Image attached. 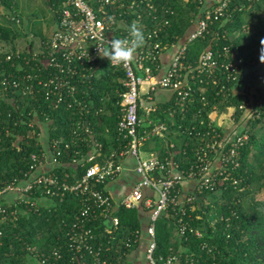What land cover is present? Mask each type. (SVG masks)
<instances>
[{
	"label": "trees",
	"instance_id": "16d2710c",
	"mask_svg": "<svg viewBox=\"0 0 264 264\" xmlns=\"http://www.w3.org/2000/svg\"><path fill=\"white\" fill-rule=\"evenodd\" d=\"M219 1L151 0L156 7V13H152L157 17L154 23L148 17L149 10L145 8L144 0H123V21L129 27L132 22L138 21L136 15L140 14L146 28L150 29L155 24L159 26L161 45L172 46L183 41L192 31L202 9L213 10ZM131 2H134L133 9H129ZM46 4L54 11L56 25L58 0H46ZM13 8L14 0H0V43L10 46V51L0 53V190L12 182L21 181L30 164V155L42 149L37 140L39 131L47 142H59L58 147L63 152L60 157L62 162L74 154L76 157L86 156L90 151L85 143H79L74 138L73 131L78 120L90 123L92 130L99 135L98 140L103 144L100 161L107 160L111 151H119L127 143L119 139L115 132L120 115L118 92L121 91L119 81L122 74L112 67L104 68V75L84 79L78 85L79 92L86 94V100L82 103L89 108V113L80 117L75 113L77 107L72 101L57 102L54 95H49L48 99H44V96L31 99L4 90L10 88L2 85L3 79L9 83L16 76L38 73L30 61L32 51L29 46L24 51L14 52L13 41L23 37L24 32L23 22ZM11 17L14 19L11 20ZM165 20L168 24L162 26ZM51 33L41 36L40 46L44 45ZM223 47L228 49L227 54H224ZM207 49L214 52L218 63L214 75L209 78L194 70L201 53ZM262 49L264 0H228L223 17L212 21L204 35L186 43L181 75L186 77L194 93L184 102L176 101L173 94L170 101L155 105L154 111L146 119L164 123L166 131L163 137H152L146 141L142 150H148L151 144L150 152L160 159L169 157L177 165L176 169L181 171H187L199 163V136L207 130L214 129L221 138H226V146L235 134L247 135L238 149L235 159L237 167L226 165L222 169L225 173L215 179L212 188L199 189L198 179H195L196 187L190 193L194 200L184 205V213L180 212L179 206L169 204L159 215L155 222L154 250L158 264H163L159 261L160 257L162 260L175 257L174 264H264V200L255 198L257 193L264 190ZM7 56H10L9 60H6ZM229 62L239 64L235 81L227 79V72L222 67ZM23 84L20 80V85ZM243 104L245 109H239ZM142 107L139 100L138 114L144 120ZM228 107L234 108V122L239 129L225 134L209 115L212 112L224 113ZM249 110L251 116L246 117ZM29 122L34 123L32 136L28 134L31 130ZM106 128L109 130L107 133ZM65 145H68L67 149ZM217 153H209L208 158H214ZM73 170L78 176L83 171L81 168L58 167L55 173L61 177L64 171L73 173ZM224 177L227 178L223 180ZM6 197L8 195L0 199L5 206L9 204ZM10 205L8 211L14 207L21 208L23 204L19 207ZM78 209V198L66 195L61 202L37 201L34 208L19 213L14 224L9 221L1 223L0 264L37 262L42 258L41 254L43 257L50 256L52 261L51 253L54 250L64 255V259L56 261V264H68L72 253H68L65 233ZM141 209L142 206L137 209L113 208L112 214L117 217L118 225L116 229L111 227V232L104 233L109 226L106 219L90 225L96 245L101 247L100 254L108 264H125L127 255L139 244ZM179 218L187 227L184 235L179 234Z\"/></svg>",
	"mask_w": 264,
	"mask_h": 264
},
{
	"label": "built area",
	"instance_id": "2783aa9c",
	"mask_svg": "<svg viewBox=\"0 0 264 264\" xmlns=\"http://www.w3.org/2000/svg\"><path fill=\"white\" fill-rule=\"evenodd\" d=\"M144 1L145 8L149 10L148 17L155 23L157 17L152 13H156V7L153 6L151 0ZM58 3L57 22L50 37L37 52L31 53L30 61L39 74L26 73L20 77L11 78L9 83L3 79L2 85L10 88V90H6V88L4 90L31 99L41 96L48 99L49 95H54L57 102L72 101L77 107L75 113L80 117L88 114L89 108L82 103L83 100H86L84 99L86 94L79 92L78 85L84 79L100 77L101 75L98 76L97 73L102 66L103 69L107 66L112 67L114 71L122 74L119 81L121 91L118 92L120 115L115 132L119 139L126 140L127 143L123 149L111 151L107 160L100 161L103 157V144L98 140L99 135L92 130L90 123L78 120L73 131L74 138L79 143H85L90 151L86 156L76 157L77 155L74 154L73 157L62 162L63 152L58 147L59 142L54 140L43 146L40 140L42 132L39 131L37 140L42 149L39 153L30 155V164L23 173L21 181L12 182L0 190V199H4L5 195L10 198L7 201L9 203L7 206L0 200V224L8 221L14 224L18 214L34 208L37 201L45 203L58 200L61 202L66 195H73L79 200V209L73 217L70 228L65 233L68 253H72L67 261L68 264H108L100 254L101 247H97L95 234L90 225L97 220L106 219L109 226L104 229V233L111 232V227L116 229L118 219L112 214L114 204L105 187L122 171L123 157L130 156L136 160L135 172L139 176V180L120 200L119 206L124 209H137L141 206L150 209L146 226L148 242L145 259L148 264H158L154 257V250L156 247L155 222L159 215L169 204L179 206L180 212L183 214L184 205H189L194 200V196L191 194L182 200L179 198L180 186L184 181L198 179L199 189L201 187L212 188L215 179L225 173L222 169L226 168V165L232 164L233 168L237 167L238 163L235 162V159H237L238 149L247 139V135L244 133L239 136L235 134L226 146L228 143L226 138H221L214 129L200 134L197 151L199 163L189 167L187 171L177 170V165L169 157L160 159L156 155L150 154L147 158L142 159L140 150L143 144L152 137H163L166 126L164 123L146 121L154 111L152 106H143L144 120L139 118V100H141L143 90L145 91L143 96L151 99L150 94L156 88L172 91L176 101L183 102L194 93L195 90L189 85L186 77L181 75L183 68L181 60L186 43L204 35L212 21L223 17L228 0L219 1L213 10L202 9L194 21L192 31L179 45L168 69L161 76L156 75L159 69V56L166 47L170 46L161 45L160 28L157 24L148 29L142 21V16L137 14L136 20L138 21L136 23L145 34V43L137 50L130 62L112 65L107 57H101L98 54V47H101L104 42H110L115 36L123 38L128 35L127 24L123 28V0H58ZM133 6L134 2H131L129 9H133ZM13 19L11 17V20ZM167 24L168 21L165 20L162 26ZM223 52L227 54L228 49L223 47ZM9 59L10 56H7L6 60ZM238 66V62L222 65L227 72L228 80L235 81ZM217 67L218 63L214 52L207 49L201 53L194 70L209 78L214 75ZM20 80L23 81V85H20ZM88 101L91 102L92 99H88ZM68 107H71V104H68ZM239 109L244 110V104L240 105ZM223 114L231 122H234L233 107H228ZM249 116H251V110L246 114V117ZM33 124V122H29L28 126L31 128ZM32 129L28 133L30 136L33 135ZM108 131L106 128L105 133ZM67 148L68 145H65V149ZM217 151L221 152L217 153ZM212 152L217 153L213 157H218L220 163L215 172L210 171L213 158H208V154ZM58 167L81 168L83 171L80 176L74 170L73 173L64 171L60 177L55 173V169ZM226 178L224 177L223 180ZM145 189H150L153 192L154 201L144 195ZM199 189L197 190L199 191ZM172 192H174L173 196ZM10 204L18 207L23 205L21 208L14 207L8 211L7 208L11 206ZM178 224L179 234L184 235L186 224L181 218L178 219ZM58 249L60 250V248ZM51 254L54 260L50 261V256L43 257L41 254L42 258L37 259L36 263L56 264V261L64 259V255L58 250H54ZM175 259V257H168L162 260L160 257L159 261H162L163 264H174Z\"/></svg>",
	"mask_w": 264,
	"mask_h": 264
},
{
	"label": "crops",
	"instance_id": "0c3cea01",
	"mask_svg": "<svg viewBox=\"0 0 264 264\" xmlns=\"http://www.w3.org/2000/svg\"><path fill=\"white\" fill-rule=\"evenodd\" d=\"M126 26L125 21H123V28ZM180 41L176 44L166 47L159 56V69L156 73L157 76L163 75L166 70L168 69L171 60L173 56L175 55L179 45ZM145 91L143 90L142 96L140 97L141 102L143 106H152L153 108L157 104H162L170 101L173 97V93L170 90L162 89V88H156L154 91H152L151 99L146 98L143 96V93ZM212 115V113H210ZM217 114V113H216ZM221 114V115H220ZM217 114L220 117L218 120L211 119V121L221 129V131L225 134L234 133L233 131L235 129H239V125L235 124V122H231L228 117H226L223 113ZM214 117L216 115L214 114ZM227 118V119H225ZM223 120H228L230 122V126L228 127L224 126ZM41 143L43 146L47 145V139L46 137H40ZM152 145L150 144L148 147V150H145L148 155L154 154L153 152H150L149 149H152ZM147 155V156H148ZM136 167V160L130 156H125L122 159V171L120 174L110 182L106 184V191L111 196L114 209H116L119 206L120 200L131 190L133 185L139 180V176L135 172ZM219 167V158L215 157L212 159L210 164V171L215 170ZM45 168V166H44ZM196 187V181L195 180H187L184 181L181 184L180 190H179V198L182 200L187 195H189L191 192H193L194 188ZM144 195L146 197H150L153 201L155 200V195L150 189L144 190ZM143 209V210H142ZM142 211L140 210V216L142 221V227H141V236L139 244L127 255L125 264H144V262H147L145 259V250L148 242V236L146 233V226L148 224V216H149V208H146L142 206ZM148 264V263H147Z\"/></svg>",
	"mask_w": 264,
	"mask_h": 264
},
{
	"label": "rangeland",
	"instance_id": "374dc122",
	"mask_svg": "<svg viewBox=\"0 0 264 264\" xmlns=\"http://www.w3.org/2000/svg\"><path fill=\"white\" fill-rule=\"evenodd\" d=\"M14 13L22 20L23 22V32L24 36L16 38L13 41L14 52L19 53L20 51L26 50L27 46L31 48L32 52H37L41 43V36L49 35L54 28V11L48 7L46 0H14ZM184 41V40H183ZM183 41H180L181 43ZM180 43V44H181ZM10 51L9 45H4L0 43V53ZM104 69L103 66L98 70L97 75H103ZM1 93V92H0ZM2 96V95H1ZM0 96V97H1ZM214 114L216 117H214ZM211 115V114H210ZM209 115V116H210ZM221 115V114H220ZM216 112H212L210 116L211 119L218 120L220 117ZM227 119V118H225ZM224 126H230L228 120H223ZM39 124V122H37ZM148 154L146 151L140 150V158H147ZM257 200H264V190L260 191L255 195ZM9 201L10 198L5 199ZM148 262H144L147 264ZM27 264H37L36 261H29Z\"/></svg>",
	"mask_w": 264,
	"mask_h": 264
},
{
	"label": "clouds",
	"instance_id": "9594fccd",
	"mask_svg": "<svg viewBox=\"0 0 264 264\" xmlns=\"http://www.w3.org/2000/svg\"><path fill=\"white\" fill-rule=\"evenodd\" d=\"M145 34L136 22H132L128 28V35L123 38L115 36L110 42L103 43L99 49L101 57H107L112 65H122L130 62L137 50L145 43ZM264 60V49L260 57Z\"/></svg>",
	"mask_w": 264,
	"mask_h": 264
}]
</instances>
